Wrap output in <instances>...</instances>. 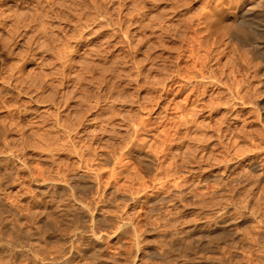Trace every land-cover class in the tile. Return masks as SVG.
<instances>
[{"label":"rangeland","instance_id":"obj_1","mask_svg":"<svg viewBox=\"0 0 264 264\" xmlns=\"http://www.w3.org/2000/svg\"><path fill=\"white\" fill-rule=\"evenodd\" d=\"M211 3L0 0V264H264V0Z\"/></svg>","mask_w":264,"mask_h":264},{"label":"bare ground","instance_id":"obj_2","mask_svg":"<svg viewBox=\"0 0 264 264\" xmlns=\"http://www.w3.org/2000/svg\"><path fill=\"white\" fill-rule=\"evenodd\" d=\"M238 1V0H237ZM236 0H219V5H210L209 12L201 17V25H208L214 21H223L226 18H236L238 15V3ZM217 2V1H216ZM190 21V20H189ZM220 23V22H219ZM227 23V22H226ZM229 23V22H228ZM227 23V24H228ZM216 25V24H215ZM234 25V24H233ZM237 25V24H236ZM232 26V25H230ZM205 27V26H204ZM217 27V25H216ZM221 27V26H220ZM234 28V27H233ZM230 30V29H229ZM206 31V28H201L200 32ZM217 35V34H216ZM34 37V36H33ZM28 43V42H27ZM58 48V47H57ZM30 49V48H29ZM33 51V50H32ZM207 54V53H206ZM186 56V55H185ZM184 58V57H183ZM60 60V59H59ZM203 62V61H202ZM62 63V62H61ZM186 64V63H185ZM201 68V67H199ZM178 73V72H177ZM214 74V72H213ZM215 75V74H214ZM69 79V78H68ZM162 81V80H161ZM77 83V82H76ZM198 83V82H197ZM154 84V83H153ZM201 84V83H200ZM161 85V84H160ZM198 85V84H197ZM173 86V85H172ZM184 86V85H183ZM175 87V86H174ZM181 87V86H180ZM171 90V89H170ZM206 90V89H205ZM165 93V92H164ZM95 94V93H94ZM188 96V95H187ZM204 96V95H203ZM171 100V99H170ZM93 101V100H92ZM85 102V101H84ZM196 102V101H195ZM86 103V102H85ZM166 103V102H165ZM162 104V103H161ZM206 104V103H205ZM58 105V104H57ZM80 105V104H79ZM96 105V104H95ZM164 105V104H163ZM91 106V105H90ZM195 106V105H194ZM199 106V105H198ZM59 107V106H58ZM167 107V106H166ZM87 108V107H86ZM165 108V107H164ZM215 108V107H214ZM91 109V108H90ZM94 109V108H93ZM142 109V108H141ZM166 109V108H165ZM206 109V108H205ZM218 109V108H217ZM72 110V109H71ZM89 110V109H88ZM70 111V110H69ZM202 111V110H201ZM83 114V112H81ZM62 116V115H61ZM146 118V117H145ZM76 119V118H75ZM140 119V118H139ZM78 120V119H77ZM147 121V120H146ZM194 121V120H193ZM192 122V121H191ZM80 123V121H79ZM68 126V125H67ZM152 126V125H151ZM36 127V126H35ZM167 134V133H166ZM176 134V132H175ZM174 136V135H173ZM168 139V138H167ZM166 140V138H165ZM164 142V141H163ZM166 152V151H165ZM159 168V167H158Z\"/></svg>","mask_w":264,"mask_h":264}]
</instances>
